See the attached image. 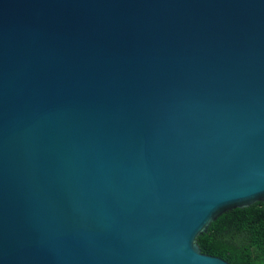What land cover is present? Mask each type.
Returning a JSON list of instances; mask_svg holds the SVG:
<instances>
[{
	"label": "water",
	"instance_id": "1",
	"mask_svg": "<svg viewBox=\"0 0 264 264\" xmlns=\"http://www.w3.org/2000/svg\"><path fill=\"white\" fill-rule=\"evenodd\" d=\"M258 201L264 0H0V264H230Z\"/></svg>",
	"mask_w": 264,
	"mask_h": 264
},
{
	"label": "trees",
	"instance_id": "2",
	"mask_svg": "<svg viewBox=\"0 0 264 264\" xmlns=\"http://www.w3.org/2000/svg\"><path fill=\"white\" fill-rule=\"evenodd\" d=\"M196 241L230 264H264V201L220 214Z\"/></svg>",
	"mask_w": 264,
	"mask_h": 264
}]
</instances>
